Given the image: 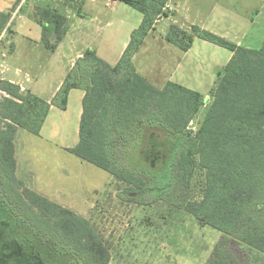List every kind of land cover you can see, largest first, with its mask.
Masks as SVG:
<instances>
[{
	"label": "trees",
	"instance_id": "16d2710c",
	"mask_svg": "<svg viewBox=\"0 0 264 264\" xmlns=\"http://www.w3.org/2000/svg\"><path fill=\"white\" fill-rule=\"evenodd\" d=\"M116 1L139 10L143 20L115 65L88 48L64 80L57 93L61 108L67 107L73 88L85 90L79 143L69 150L109 171L120 182L119 191L126 195L123 201L138 204L154 191L151 181L160 177V171L172 183L176 171L184 187L199 165L206 172L203 197L189 201L186 210L221 233L207 264H264V43L254 49L198 25L190 30L171 26L166 40L182 51H189L199 37L233 53L218 71L206 115L196 133L189 135L191 122L206 103L205 94L172 80L159 88L137 70L133 60L157 21L170 15V0ZM68 2L79 17L87 15L82 0ZM11 17L12 11L0 10V36L9 29ZM38 21L42 43L56 51L69 31L68 17L44 7ZM75 75L79 79L70 81ZM0 89L7 94L0 102V184L3 187L10 177L20 191L23 182L15 178L17 132L40 134L55 103L2 78ZM25 192L36 199L30 204L20 195V205L9 197L12 209L22 213L24 209L26 214L31 208L45 219L42 224L33 221V226L39 241L51 248L52 257L45 262L34 246L14 238L3 246L0 264L13 262L6 253L10 247L17 249L14 262L18 264H62L61 247L69 248L81 264H112L110 247L90 219ZM26 249L32 252L24 256Z\"/></svg>",
	"mask_w": 264,
	"mask_h": 264
},
{
	"label": "rangeland",
	"instance_id": "374dc122",
	"mask_svg": "<svg viewBox=\"0 0 264 264\" xmlns=\"http://www.w3.org/2000/svg\"><path fill=\"white\" fill-rule=\"evenodd\" d=\"M115 1L94 0L92 8L97 5L101 8L94 11L88 8L89 15L80 18L77 8L68 0H0L1 11H12L9 29L0 36V72L7 73L2 79L55 103L40 134L26 129L17 132L15 178L23 185L18 191L17 182L10 177L3 186L5 190L0 184V254L5 243L15 238L19 243L25 240L34 246V252L45 262L46 257H52L51 248L39 241L38 230L33 226L35 222L44 223L45 219L31 208L26 214L24 209L23 213L12 209L14 202L9 197L16 199V203L21 196L30 204L36 199L33 194H30L31 199L27 196L25 190H30L90 219L110 247L112 264H207L221 233L210 225L201 224L186 210L189 201L203 197L205 169L197 165L190 184L184 187L179 184L176 171H173V183L160 171L159 176L163 177H153L154 191L146 197V202L130 203L123 201L126 195L119 191L120 182L109 171L69 150L80 139L82 88H73L64 109L58 105L61 100V95H57L58 87L77 69L88 48L95 49L102 59L115 65L143 20L139 10ZM215 1L209 0L210 3ZM82 2L84 6L85 0ZM44 7L58 9L68 17L69 31L54 52L41 41L43 30L38 19ZM160 19L133 60L141 74L159 88L172 80L205 94L206 103L190 124L189 135H194L212 101L218 71L227 64L232 52L198 38L176 72L174 68L183 51L166 40L172 19ZM256 35L259 39L245 41L251 44L250 48L259 49L264 43V31ZM78 79L75 75L70 81ZM6 95L0 89V102ZM156 123L158 121L154 120L153 124ZM169 184L173 186L170 188ZM28 249L24 250V256L32 252ZM60 249L62 264H81L69 248ZM6 253L13 261L10 264H18L14 262L16 247H10Z\"/></svg>",
	"mask_w": 264,
	"mask_h": 264
},
{
	"label": "crops",
	"instance_id": "0c3cea01",
	"mask_svg": "<svg viewBox=\"0 0 264 264\" xmlns=\"http://www.w3.org/2000/svg\"><path fill=\"white\" fill-rule=\"evenodd\" d=\"M228 1L217 0L214 3H210L209 0H170L167 5L170 15L165 18H171L172 25L177 24L182 29L190 30L192 25H198L223 37L226 36L225 38L232 40L238 45L251 47V44H245V41L249 38L250 40L259 39V35H256V32L264 31V0H232V3ZM92 6H94V0H85L84 6H82L83 10L86 11L85 14L89 15V12H87L88 8L93 11L96 8H101V6L97 5L93 9ZM249 7H251L250 10L247 9ZM162 20L164 18L158 22H162ZM198 38H195L192 48ZM192 48L187 52L183 51V56L177 60L174 71L177 72L183 66V59ZM232 55L233 53L230 55L229 60ZM135 65L139 71L136 62ZM60 86H62V82ZM60 86L58 89H60ZM72 90L69 95H71ZM81 91L83 100L85 90L81 89ZM48 101L51 102L49 99ZM54 106L55 104L52 105L51 110Z\"/></svg>",
	"mask_w": 264,
	"mask_h": 264
},
{
	"label": "water",
	"instance_id": "95a60500",
	"mask_svg": "<svg viewBox=\"0 0 264 264\" xmlns=\"http://www.w3.org/2000/svg\"><path fill=\"white\" fill-rule=\"evenodd\" d=\"M6 72H0V78H5L6 77Z\"/></svg>",
	"mask_w": 264,
	"mask_h": 264
},
{
	"label": "built area",
	"instance_id": "2783aa9c",
	"mask_svg": "<svg viewBox=\"0 0 264 264\" xmlns=\"http://www.w3.org/2000/svg\"><path fill=\"white\" fill-rule=\"evenodd\" d=\"M28 80H29V78H28Z\"/></svg>",
	"mask_w": 264,
	"mask_h": 264
}]
</instances>
